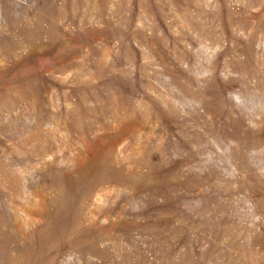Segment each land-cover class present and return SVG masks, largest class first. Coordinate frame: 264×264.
Segmentation results:
<instances>
[{
  "label": "rangeland",
  "instance_id": "374dc122",
  "mask_svg": "<svg viewBox=\"0 0 264 264\" xmlns=\"http://www.w3.org/2000/svg\"><path fill=\"white\" fill-rule=\"evenodd\" d=\"M0 264H264V0H0Z\"/></svg>",
  "mask_w": 264,
  "mask_h": 264
}]
</instances>
